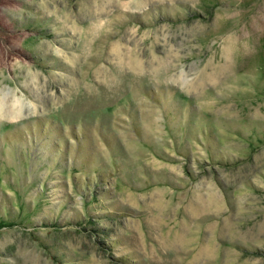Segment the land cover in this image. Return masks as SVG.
<instances>
[{
	"label": "rangeland",
	"instance_id": "obj_1",
	"mask_svg": "<svg viewBox=\"0 0 264 264\" xmlns=\"http://www.w3.org/2000/svg\"><path fill=\"white\" fill-rule=\"evenodd\" d=\"M0 264H264V0H0Z\"/></svg>",
	"mask_w": 264,
	"mask_h": 264
},
{
	"label": "bare ground",
	"instance_id": "obj_2",
	"mask_svg": "<svg viewBox=\"0 0 264 264\" xmlns=\"http://www.w3.org/2000/svg\"><path fill=\"white\" fill-rule=\"evenodd\" d=\"M230 53H231V50H229V52H228L227 54H229V55H230ZM229 55H228V57H229Z\"/></svg>",
	"mask_w": 264,
	"mask_h": 264
}]
</instances>
